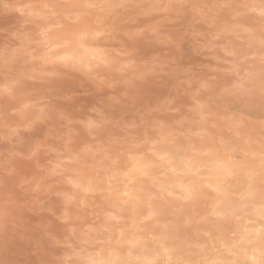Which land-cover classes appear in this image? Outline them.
Instances as JSON below:
<instances>
[{
	"label": "clouds",
	"instance_id": "9594fccd",
	"mask_svg": "<svg viewBox=\"0 0 264 264\" xmlns=\"http://www.w3.org/2000/svg\"><path fill=\"white\" fill-rule=\"evenodd\" d=\"M0 264H264V0H0Z\"/></svg>",
	"mask_w": 264,
	"mask_h": 264
}]
</instances>
